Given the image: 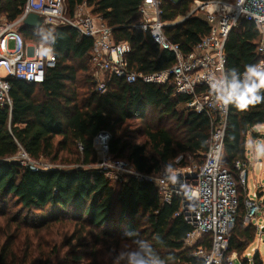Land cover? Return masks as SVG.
<instances>
[{
	"label": "trees",
	"instance_id": "trees-1",
	"mask_svg": "<svg viewBox=\"0 0 264 264\" xmlns=\"http://www.w3.org/2000/svg\"><path fill=\"white\" fill-rule=\"evenodd\" d=\"M26 1L3 0L0 18L16 20ZM210 1L162 2L164 33L184 54H190L210 28L201 16L172 24L196 3ZM142 2L66 0L71 17L86 4L113 30L116 43L130 45L131 71L153 74L171 68L175 59L170 52L160 53L148 34L135 30ZM22 35L27 42L51 45L57 65L40 85L11 79L12 112L0 111V264H101L106 252H111L110 264H124L123 254L140 239L153 246L163 264H204L193 257L194 249L185 248L191 226L175 218L179 199L164 204L154 185L133 177L113 186L94 168L93 141L100 132H109L113 159L126 161L140 174L157 176L163 168L189 166L188 157L203 163L211 135L209 118L185 110L189 98L174 97L172 81L160 86L112 79L105 94L95 92L90 71L94 42L73 28L43 25L24 28ZM258 41L254 25L242 20L226 44V70L243 71L245 65L258 63ZM258 126H264V102L247 110L229 105L223 164L232 173L235 162L247 159V139L257 138L253 130ZM21 150L36 161L78 167L33 171L17 160ZM239 186L228 254L237 253L242 264H264L259 252L252 263L245 259L258 231L244 224L245 194Z\"/></svg>",
	"mask_w": 264,
	"mask_h": 264
},
{
	"label": "built area",
	"instance_id": "built-area-1",
	"mask_svg": "<svg viewBox=\"0 0 264 264\" xmlns=\"http://www.w3.org/2000/svg\"><path fill=\"white\" fill-rule=\"evenodd\" d=\"M163 1L167 0H143L139 9L141 21L134 26L137 32L151 37L160 53L170 52L175 59L171 68L153 74L137 73L129 69L127 55L131 50L130 45L126 42L116 43L113 30L100 16L94 15L86 4L79 6L71 17L66 0H27L16 20L9 21L6 17H1L0 111L7 108L12 112L11 79L40 85L45 81L48 70L55 69L57 65L52 51L45 53L43 45L25 41L22 30L25 19L31 14L41 17L44 26L70 27L93 40L90 65L97 93L105 94L112 79L131 85L140 81L160 86H166L172 81L174 97L189 98L183 108L195 114H204L211 122L209 147L203 155V163L173 171L163 168L157 176L140 174L126 161L112 158V135L102 131L93 141L97 157L94 168L102 171L111 181L133 177L154 185L164 204H170L173 199L178 198L180 207L175 218L181 217L191 226L184 244L185 248L195 250L193 257L202 260L204 264H242L244 259L239 258L237 253L228 254L239 209L238 184L241 182L245 193L244 224L254 225L260 238L263 226L255 225L253 220L262 212L263 200L260 201L258 193H254L252 197L249 195L247 184L251 165L248 159L234 163L235 174L223 164L229 106L216 101L208 86L207 75L212 72L220 74L226 70V44L230 34L242 20L256 28L259 36L257 52L261 57L258 63H264V0H213L196 3L198 8L195 11L172 24L197 17L199 11L204 12L203 17L210 31L190 54H184L181 47L173 44L165 35L164 28L167 24L161 21ZM168 1L176 3L179 0ZM211 6L215 8L210 9ZM263 129L256 127L253 130L257 134L255 140L264 139ZM79 149L83 150L81 145ZM17 160L33 171L57 169L52 165H40L39 161L31 159L23 150ZM261 187L257 186V190ZM256 252L248 250L245 259L252 263Z\"/></svg>",
	"mask_w": 264,
	"mask_h": 264
},
{
	"label": "clouds",
	"instance_id": "clouds-1",
	"mask_svg": "<svg viewBox=\"0 0 264 264\" xmlns=\"http://www.w3.org/2000/svg\"><path fill=\"white\" fill-rule=\"evenodd\" d=\"M43 44L45 53L51 51V45ZM207 83L218 103L247 110L264 102V63L247 64L243 71L230 68L220 74L209 73ZM122 260L124 264H163L153 246L142 239L123 254Z\"/></svg>",
	"mask_w": 264,
	"mask_h": 264
},
{
	"label": "rangeland",
	"instance_id": "rangeland-1",
	"mask_svg": "<svg viewBox=\"0 0 264 264\" xmlns=\"http://www.w3.org/2000/svg\"><path fill=\"white\" fill-rule=\"evenodd\" d=\"M197 8H198V5L195 4L194 6H192L190 12L195 11ZM198 16L203 17L204 12L199 11ZM28 43L29 44H35V43L29 42V41H28ZM35 45H43V44H35ZM10 48L11 49L13 48V44L10 45ZM90 71L92 73V67H91ZM1 75L5 76V75H3V73ZM157 123H158L157 120H155V124H157ZM133 124L134 125H140L138 122H134ZM262 137L264 138V129L262 130ZM139 142H144V140L141 139ZM247 153H248L247 159L251 165V167L249 168L248 184H247V186H248L247 188L249 190V195H250V197H252L254 193H258V197H259L260 201L263 200L262 212L258 215V217L256 219L253 220V222L255 225L263 226V228H264V139L256 140V141L249 139L247 142ZM180 160H182V157H180L177 160V162H180ZM198 161H199L198 159L188 157L189 165L199 164ZM39 164L42 166H45V167L52 165V166H55L59 169H66V170L74 168V167H78V165L77 166L76 165H63V164H58V163L55 164V163H51L50 161L45 160V159H41L39 161ZM123 180H125V178L121 177L120 181H123ZM118 182L119 181H112L113 186L116 187ZM239 185H240L239 186L240 190H242L241 192L243 194H245L243 191V185L241 184V182L239 183ZM257 186L258 187L262 186V187L257 190ZM252 250H256L257 252H259L261 257L264 259V232L263 231H262V237L260 238V235H258L255 242L252 244V247L249 249V251H252ZM100 261L102 262L101 264H110L111 263V252L104 253L100 257ZM84 264H90V263L85 262Z\"/></svg>",
	"mask_w": 264,
	"mask_h": 264
},
{
	"label": "water",
	"instance_id": "water-1",
	"mask_svg": "<svg viewBox=\"0 0 264 264\" xmlns=\"http://www.w3.org/2000/svg\"><path fill=\"white\" fill-rule=\"evenodd\" d=\"M3 0H0L2 2ZM43 26V19L36 14L29 15L24 21V28L38 29ZM23 28V29H24ZM264 232V228L262 229Z\"/></svg>",
	"mask_w": 264,
	"mask_h": 264
},
{
	"label": "crops",
	"instance_id": "crops-1",
	"mask_svg": "<svg viewBox=\"0 0 264 264\" xmlns=\"http://www.w3.org/2000/svg\"><path fill=\"white\" fill-rule=\"evenodd\" d=\"M258 128H264V126H258ZM249 139H252L253 141H256L252 136L249 135V138L247 139V142ZM246 147H247V144H246Z\"/></svg>",
	"mask_w": 264,
	"mask_h": 264
},
{
	"label": "bare ground",
	"instance_id": "bare-ground-1",
	"mask_svg": "<svg viewBox=\"0 0 264 264\" xmlns=\"http://www.w3.org/2000/svg\"><path fill=\"white\" fill-rule=\"evenodd\" d=\"M215 7L214 6H211L210 9H214Z\"/></svg>",
	"mask_w": 264,
	"mask_h": 264
}]
</instances>
